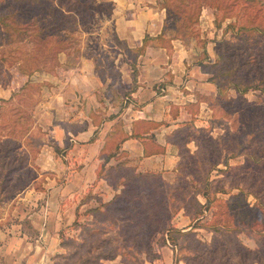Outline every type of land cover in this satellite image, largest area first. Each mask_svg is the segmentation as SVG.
I'll return each mask as SVG.
<instances>
[{"label": "rangeland", "instance_id": "1", "mask_svg": "<svg viewBox=\"0 0 264 264\" xmlns=\"http://www.w3.org/2000/svg\"><path fill=\"white\" fill-rule=\"evenodd\" d=\"M214 1L216 4L204 5L198 20L192 23L186 38L182 40L187 48V58L191 61V75L199 80V75L202 74L200 70L206 72L203 69H207L206 76L210 81V88L207 91L195 88V100L185 103L192 113L189 111L190 118L184 120L192 123L182 125L173 134L179 143L174 145L180 156L177 167L166 173L160 171L156 179L145 176L133 177L127 186L152 190L153 187H149L152 184L157 189V193H124L113 211L114 214L120 215L119 226L104 222L106 224L103 230L93 234L96 235V239L92 241L93 235L81 233V227L74 225L75 219L88 222L94 220L96 217L91 208L100 206L102 201L111 200L117 193L115 191L113 193L110 186L105 184L106 180L118 190L122 188L124 180L120 177V182L115 186L117 180L114 179L113 170L105 171L103 179L100 177L95 179L93 184L104 198L98 201L91 202L86 198L88 193L92 195V191L88 192L92 185L86 192L81 191L78 198L82 204H86L81 210L79 207L80 211L77 212V217L71 221L72 223L56 227L50 225L47 231L48 237L54 232L59 234L61 251L58 249L56 254L68 250L72 253L69 262H76L86 254L95 256L89 264H262L259 258H264V209L254 207L250 210L248 203L252 205L258 201L253 190L261 188L264 163L258 162L260 159H252L246 153L254 150L260 153L261 148L258 147L264 145V91L252 86L247 91L240 92L234 87L232 79L257 81L264 73V34L251 29L244 30L242 35L237 33L243 22L252 25L260 23L264 26V0H257L246 12L242 9V2L235 5L234 0ZM229 1H232V4L226 7ZM158 3L161 5L159 0ZM219 3L225 8L217 7ZM219 20H221L220 25H218ZM229 22L231 26L226 28ZM115 33V25L111 17L99 14L91 27L75 34L70 49L67 53L60 54L62 62L50 71L35 72L30 77L34 84L20 93L18 90L27 75L19 72V58L13 64L3 66L0 76L8 82L6 86L0 85V87L8 88L10 97H5L8 100L0 99V153H4L10 145L19 142L17 148L8 151L7 155L10 157H4L6 159L2 167L4 173L11 165L16 167L26 155L40 169V165L35 160L38 153L34 159L33 151L31 147L29 150L26 141L30 138L41 141L40 151L43 152L42 146L48 141L47 129H43V126L51 125L52 97L58 93L59 87L65 81L67 68L80 67L83 62L91 61L96 69V80L94 79L96 84L88 89L83 88L77 105L60 107L56 113L57 117L58 115L71 117L75 119L73 122L80 123L81 118L93 121L92 114H96V120H99L102 115H108L107 110L110 114L115 113L113 106L118 110L124 108L132 97L129 91L136 84V80L132 81V77L135 79L140 73L137 65L140 57L138 56L132 64L137 51L126 49L125 44L116 39ZM17 44L21 45V50H29L33 47L32 42L23 41ZM221 52L226 55L223 60H219ZM232 52L236 54V62L254 54L258 62L246 63L242 69L236 70L233 76H220L218 79L222 80L226 91L217 94V85L214 80H210V77L214 75L215 69H219L216 73L223 74L225 69L232 66L234 62ZM15 53L19 54V51ZM98 54L108 55L114 60L113 64L104 63L102 76L97 70L94 58ZM217 60L219 63H214ZM224 63L225 67H222ZM126 78L130 80L128 83ZM109 81L112 82L108 87ZM92 89L98 90V98L91 96V93L85 96L86 92ZM62 108L65 109L64 112ZM81 109L84 113L80 115ZM175 109H179V106L176 105ZM117 113L122 118V114ZM57 120L64 123V119L57 118ZM184 120L175 123H182ZM15 130L19 131V135L15 134ZM13 136H17L19 140L14 141L16 143H12L13 140L7 143V137L14 139ZM240 145L242 147L238 148L239 154L232 155L231 151ZM59 147L61 149L58 153L64 158L67 155L68 145L65 143ZM13 157H15L14 161ZM212 161L219 162L213 165ZM22 164L21 171L19 169L10 171L8 173L10 177L6 178L8 175H4L6 179L3 178L4 180L0 182V217L6 215L2 222L9 226L14 223L12 227L20 233L22 227L16 222L25 213L22 208L27 210L26 216L31 213L37 215L39 212L33 211L35 206L31 209L27 208V204L35 201L40 205L43 198L46 196L47 200L49 195L46 183L48 173L45 170L44 174L39 176L38 182L32 184L42 188V191L45 190L41 192L40 197L36 195L37 198L29 196L21 199L17 196L21 186L30 179V175L38 172L29 162ZM29 166L33 167L34 172L32 169H27ZM124 173L126 175L128 171ZM68 181L63 173L55 179L56 186ZM206 188L209 189V198L202 192ZM261 193L264 195L263 191ZM59 196L61 197V194L57 195V198ZM60 197L59 207L63 213L65 197L62 199ZM18 205L19 208L16 207ZM101 220L99 218L98 222ZM212 223L220 225V229L214 230L211 227ZM229 225L233 226L229 227ZM235 225L244 228L237 230ZM100 226L97 225L96 228ZM171 230H173L172 237ZM45 232V227H42L38 241L40 246L48 247L44 238ZM84 235L90 241L85 238L82 244ZM66 237L69 241L67 248L62 245V239ZM104 238L110 242L96 247V244ZM77 244L79 248L74 250ZM99 250L102 253H112L117 250V256L100 259L97 256ZM54 258L55 255L51 259V264Z\"/></svg>", "mask_w": 264, "mask_h": 264}, {"label": "crops", "instance_id": "2", "mask_svg": "<svg viewBox=\"0 0 264 264\" xmlns=\"http://www.w3.org/2000/svg\"><path fill=\"white\" fill-rule=\"evenodd\" d=\"M112 1L114 9L110 17L114 21L115 35L125 39L129 47L141 45L147 33L157 35L162 31L166 10L159 5L158 0ZM125 48L128 49L126 45ZM186 50L185 44L178 38L172 39L170 46L156 45L153 42L147 45L145 52L140 54V58L137 60L140 73L135 78L136 90L131 93L132 97L122 110L112 107L115 113L122 114L120 123L117 122L118 116H107L100 124L82 118L79 123L78 121L73 122L75 119L71 117H60L59 115L57 117L56 113L60 107L77 105V102H80L79 97L83 88L88 89L96 84L94 81V79L96 80V69L91 61L83 62L80 67L65 70V81L63 80L58 93L53 95V101L50 100L53 102L51 103L53 106L51 125L43 126V129H47L48 141L45 142L44 147L42 146L43 152H38L37 158H34L40 165V169L29 158V163L38 172L32 182L17 194L21 199L29 196L37 198L38 195L40 197L41 192H45V190L42 191V188L32 184L38 182L39 176L43 175L46 170L48 173L46 176L47 193L49 195H47V200L46 196L43 198L40 205H37L35 201L27 204V208L32 209L35 206L33 211L37 210L39 212L37 215L31 213L26 216L27 210L22 208L25 213L16 222L22 227L21 233L12 227L15 225L14 223L9 226L2 222L6 215L0 217V264H51L52 257L59 249L60 239L56 232L48 237V228L50 225L56 227L72 223L71 221L77 217V212L86 204H82L78 196L81 191L86 192L90 185L92 187L88 189V192L92 191V195L87 192L88 194L85 193L87 194L86 198L91 202L104 199L93 181L99 177L103 179L104 168H107L108 165L117 164L125 159V164L134 166L136 170L166 173V171L177 167L180 156L174 145L167 141L166 135L179 125V122H175L190 118L192 112L185 103L195 100V88L201 91H207L210 88L207 72L200 70L202 74L199 75V80H196V76L191 75V61L187 58ZM26 79H23L22 83ZM126 81L128 83L129 78H126ZM132 81H134L133 77ZM97 91L96 89L88 90L85 96L91 93V96L98 98ZM0 96L9 98L8 88L0 87ZM58 98H60L59 101ZM70 98L74 99L70 100ZM176 105L179 106V113L174 116L173 109ZM62 110L65 111L63 108ZM82 113H84L83 109L80 110V115ZM107 113L110 112L107 110ZM57 118L64 119V123ZM139 119L145 122L167 121L144 133L145 137L154 133L155 140L165 146L163 151L146 154L142 139L132 136L133 123ZM143 121L142 125L145 124ZM74 123H79L80 127H74ZM107 134L110 138H115L118 135L125 137L119 143L120 148L117 152L119 157H112L109 161L105 160L103 153ZM147 142L148 140H146ZM65 143L68 145L67 155L63 158L55 147L63 146ZM61 173L69 181L56 186L55 179ZM105 184L110 186L113 193L120 190V188L118 190L109 184L108 180ZM60 194V199L65 197L63 213L59 207V197L57 198V195ZM16 207L19 208V205ZM42 227L46 229L44 238H46L50 249L46 245H39L38 236ZM26 228L28 230L30 228V230L28 231ZM59 251L61 250L59 249Z\"/></svg>", "mask_w": 264, "mask_h": 264}, {"label": "trees", "instance_id": "3", "mask_svg": "<svg viewBox=\"0 0 264 264\" xmlns=\"http://www.w3.org/2000/svg\"><path fill=\"white\" fill-rule=\"evenodd\" d=\"M222 1L223 0H218ZM257 0H234L235 5L242 2V9L244 11H248V9L253 6L256 3ZM161 3V6L165 8L166 10V16L165 21L163 25V29L160 33L157 35H150L146 34L143 43L139 46L135 47H129L127 45V41L123 38H120L118 35L116 36V39L119 42H123L128 50H136V56L132 62L137 59V57L140 54H143L146 50L147 45L150 42H153L156 45L161 46H170L172 45V39L178 38L181 40H184L186 38V35L188 34V29L192 26V23L198 20L199 15L201 14V11L204 7V5L211 3L216 4V1L214 0H159ZM230 3L227 4L226 7H229L232 4V1H229ZM223 5L222 3H219L217 7L221 8ZM223 8H225L223 6ZM114 5L112 0H0V70L3 68L5 64H13L16 62V59L19 58V72L24 73L28 76V79H26L22 85L19 88V93L26 89L28 86L34 84V82L31 81V76L35 72L39 71H50L55 65H58L62 62L61 53H67L68 49L72 46L71 43L74 41L73 37H76V33L82 32L86 30L87 28L91 27L94 21L97 19V16L99 14H105L107 16H110L113 12ZM170 20V21H169ZM221 20L218 21V25H220ZM244 23V22H243ZM241 23V25L238 28V35H242L241 33L244 30H255L259 33L264 34V26L260 23H257L255 25L252 24H246ZM234 25V24H233ZM230 22L227 25L226 28L230 27ZM226 30V29H225ZM23 41L26 42H32L33 47L29 50L22 49L21 45L17 44V42L22 43ZM19 51V54H16L15 52ZM219 60H223V58L226 57V55L221 52ZM232 58H234V62L231 67L225 69L223 74H218L216 72L219 71V69H215L214 75L210 77V80H214L218 93L217 94H223L226 91V88L223 86L222 80L219 81L218 78L222 75H228L233 76L234 72L238 69H242L246 63H252L256 64L257 56L254 55H248L246 59L240 60L236 62V54L232 52L231 54ZM95 62L96 67L102 76V70L104 67V63H111L113 64L114 60L111 59V57H108V55H95ZM228 61L229 57L227 56ZM214 63H219V61H215ZM203 64L201 63V67ZM222 67H225V63ZM252 67H249V69ZM204 71L208 72L207 69H203ZM105 78V75H103ZM135 80V79H134ZM234 83V87L238 89L240 92L247 91L250 87H258L264 91V73H262V76L257 81H252L251 79H247L245 81H239L232 79ZM8 80H5L4 77L0 76V85L6 86ZM112 81H109L108 87L111 85ZM137 84H135V87H133L132 90L129 91V93H132L136 90ZM16 91V92H18ZM0 99L8 100L4 97H0ZM173 115L179 113V109H173ZM108 115H102L99 120L97 119L96 114H92L93 122L101 123L107 116H118L117 122H121V118L119 116V113H106ZM95 117V118H94ZM22 119V117L20 118ZM95 119V120H94ZM141 120V121H140ZM143 120L139 119L134 121V128L132 132V136L141 138L144 142V149L146 154H151L154 152L163 151L165 149V146L159 143L154 138V133L149 134L145 137V132L149 131L150 128L156 127L159 124L163 122H167L166 120L162 121H150L145 122V124L142 125L141 122ZM140 123V125H138ZM192 122L184 120L182 123H179L177 127H175L171 133L166 135L167 141L171 142L173 145H178L179 143L175 140L173 137V134L182 127V125L188 124L190 125ZM74 127L78 128L80 127L79 123H74ZM22 133V130L20 131ZM15 134L19 135V131L15 130ZM126 136V134H125ZM14 139H10V137H7V143L13 142L19 140L17 136H13ZM122 135H118L115 138H110L107 134V139L104 144L103 153L105 156V160L109 161L112 157H119L117 155V152L120 148V142L123 140ZM146 140L148 142L146 143ZM26 144H29L27 146L30 150L33 151L32 157L34 158L37 153L40 151V145L41 141H34V139L30 138L26 141ZM240 144V143H238ZM19 145L14 144L10 145L8 149H5L4 153H0V182L3 181L5 176L8 175V173L14 172L22 168V163L29 162L28 155H26V158H22L21 162L14 167L11 165L8 167L4 173L2 170V167H4V163L6 161L5 158L10 157L8 154V151L14 150V148H17ZM242 145L239 147H235L234 150H232V155L239 154V149ZM261 148L260 153L254 150L253 152H247L246 155L251 157L252 159L259 160L258 162L264 163V145H261L258 147V149ZM56 151L58 152L61 147L56 146ZM15 157H13L14 161ZM27 161V162H26ZM213 165H217L219 161H212ZM217 162V163H216ZM227 162V161H226ZM12 163V161L10 162ZM30 164V163H29ZM29 170H33V167L29 168ZM123 169V170H121ZM211 169V168H210ZM105 171L112 172L114 171V179L117 180L115 183V186L118 185L121 178L124 180V184L122 188L115 193L114 197L109 201H102L100 206L92 207L91 210L94 212L95 219L91 222L88 221H80L79 219H75L74 225H78L81 227L82 232L81 233H87V235H93L101 232L104 228V225L107 222L108 224H115L118 225L121 221L119 214H114L113 211H115V205H117V201L120 199V197L125 193L128 194H138L143 192L144 194L151 193L155 194L157 193V189L154 188V186L151 184L149 187H153L152 190H148L143 188H132V186H127V183L133 178V177H151V178H157L159 176V172H153V171H146V172H136L135 167L131 165L125 164V159L119 161L117 164H110L107 168H104ZM121 170V171H120ZM104 171V173H105ZM124 171H128V173L125 175ZM124 173V174H123ZM136 175V176H135ZM35 176V172L30 175V179L26 184H23L21 186V190L25 188L27 185H29L33 178ZM10 177L8 175L6 178ZM121 177V178H120ZM5 178V179H6ZM36 183V182H35ZM261 188L259 190L254 189L253 193L254 196L257 198L258 201L252 203V205L249 204V209L251 210L254 207H261L264 209V195L261 193L263 191L264 193V179H261ZM38 185V184H37ZM122 192V193H121ZM203 194L209 198V189H203ZM130 203V202H127ZM100 218V222H98V219ZM97 225H101L100 227H97ZM119 226V225H118ZM233 225H229V227H232ZM237 226L236 229L244 228V226L235 225ZM211 227L214 228V230H219L220 225L218 224H211ZM246 228V227H245ZM172 231L171 230V237H172ZM264 237V234H263ZM87 238L86 235H84V240ZM106 238V237H105ZM102 239L99 241V244H96V247L103 246L105 242L109 243L110 240ZM88 239V238H87ZM96 239V235H93L92 240ZM88 241H90L88 239ZM62 245L65 247L69 246V241L66 238L62 239ZM66 247V248H67ZM79 248V244L75 246V249ZM264 248V243H263ZM100 253H98V258H115L117 256V250H115L112 253H102L101 250H99ZM72 253H69L68 250L64 252H59L55 255L54 262L52 264H89L93 260L95 256L93 255H82L80 259L76 262H69V257ZM62 260V261H60ZM260 262L264 264V258H259ZM99 264V263H98ZM101 264V263H100Z\"/></svg>", "mask_w": 264, "mask_h": 264}]
</instances>
